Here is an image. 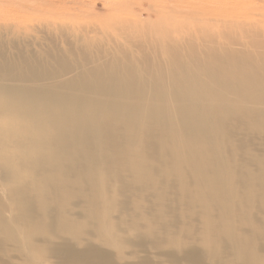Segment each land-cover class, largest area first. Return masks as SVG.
<instances>
[{
    "label": "bare ground",
    "instance_id": "obj_1",
    "mask_svg": "<svg viewBox=\"0 0 264 264\" xmlns=\"http://www.w3.org/2000/svg\"><path fill=\"white\" fill-rule=\"evenodd\" d=\"M216 1L136 59L120 14L0 17V264H264V21Z\"/></svg>",
    "mask_w": 264,
    "mask_h": 264
},
{
    "label": "rangeland",
    "instance_id": "obj_2",
    "mask_svg": "<svg viewBox=\"0 0 264 264\" xmlns=\"http://www.w3.org/2000/svg\"><path fill=\"white\" fill-rule=\"evenodd\" d=\"M0 1L2 2V3L0 2V17L1 18L8 16L9 15L8 12H10L12 15L17 16V17L24 16V15L29 16L33 12V14H35L36 17L39 16L43 19L47 18L45 20L46 22H51V21L55 22V19H56L55 23H57V24H59V22H62V21H63L62 23H68V22H70V20L72 22L75 21L74 23H78V24L81 22H82L81 24H85V23L87 24L91 20H94V23H97V22L101 23L102 22L103 24H107L110 22L107 20V17L109 15L120 14L121 18L125 19L128 23L129 22L132 23V21L136 22V25H134V26L132 25V27H131L132 33L129 32L131 29L129 31H124L123 33H117V35H116L117 42H114L113 41L114 39L113 40L110 39L109 41H107L106 39H103V42L106 44L107 50L109 52L118 53V52L123 51V52L127 53L130 57H132L133 59H136V57L138 58L140 56V51H139L140 49L142 50L145 47L147 49H149V47L152 46L151 44L153 42H156V40H160L163 33H165V28L167 27V25L173 26V21L169 20L168 16H166L165 14L163 15V13L159 14V15L157 13H154V12L150 13V14L145 13L146 12L145 9H147L148 6L152 4V2L160 1L163 3H167L169 6L176 8V10L174 8V10H173L174 12H182L183 14H189L190 12H194L195 10H197V8L199 9L200 7L215 8V7H217V5H219L216 0H155V1L154 0H131V1L130 0H107V1L106 0H13V1L12 0H7V1L6 0H0ZM19 1L20 2L26 1V3H28L29 5L32 3L30 5L31 7L27 4H26V6H27L26 7L24 4L25 2L19 3ZM33 2H34V4H33ZM41 2H43L45 5ZM219 2H221L219 7H221L223 10H225L227 12H232L237 16L238 15L239 16L247 15L248 18L252 19L251 20L252 22H263L264 21L263 20L264 19L263 18L264 17V0H220ZM5 3H6V5H5ZM1 4H2V6H1ZM48 4L50 7L47 6ZM118 4L120 6H118ZM33 5H34V7H35V5H38L39 7L42 8L41 12L38 13V16H37V13L35 11H33V9H32ZM38 6H36V7H38ZM23 7L25 8V9H22L24 12L22 10L20 11V9ZM194 8H196V9L194 10ZM52 9H53V11H52ZM45 12H47V13H45ZM140 12H143L141 15V18L138 17V14H140ZM51 16H53V17H51ZM104 20H105V22H104ZM157 20H159V21H157ZM162 22H163V24H162ZM181 22L182 21H180V23ZM158 24H160V25H158ZM179 25L180 24H178L177 26H179ZM181 25H182V27L185 26L184 24H181ZM181 25H180V27H181ZM162 26L164 28H162ZM180 27H178V28H180ZM143 28H144V30H143ZM151 29L153 31H151ZM158 29H160V31ZM150 31H151V33H149ZM162 31H164V32H162ZM146 32H148L150 34L148 36L146 35L147 41L151 40L152 42L147 43V41L145 40L146 39L145 34H147ZM125 33H127V34H125ZM132 34H134V35H132ZM157 35H160V36H157ZM149 36L151 37L150 40L148 38ZM47 37L48 36L45 37L46 40L43 41V44H47V42H50L49 38H47ZM157 37H159V38H157ZM43 39L44 38H42V40ZM181 39L183 40V42H186L184 38H177L175 36V41L180 42ZM144 40H145V42H144ZM182 40H181V42H182ZM194 40H195V42H197L196 39H194ZM183 42H182V44H183ZM146 44H147V46H146ZM115 45H116V47H115ZM136 46H137V48H136ZM64 48H67V45L65 43L63 44L62 49H64ZM119 49H121V50H119ZM135 52L138 54L136 55Z\"/></svg>",
    "mask_w": 264,
    "mask_h": 264
}]
</instances>
